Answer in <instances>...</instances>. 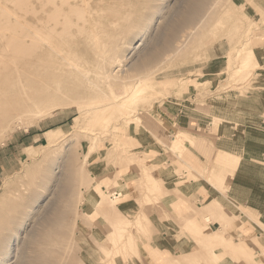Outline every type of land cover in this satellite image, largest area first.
I'll return each mask as SVG.
<instances>
[{"label":"rangeland","instance_id":"1","mask_svg":"<svg viewBox=\"0 0 264 264\" xmlns=\"http://www.w3.org/2000/svg\"><path fill=\"white\" fill-rule=\"evenodd\" d=\"M163 1L157 6L154 2L148 3V7L142 9L150 12L152 18L146 19V23L141 19L139 25L148 24L150 30L133 57L130 58L128 53L127 65H137L131 73L133 77L150 75L160 84L164 80L170 83L177 79L180 82L175 89L168 88L162 96L141 101L143 106L139 102L138 108L142 112L140 128L131 126L128 134L120 129L117 137L107 139L110 141L100 140L96 152L84 163L83 159L89 153L87 134L96 130L79 131L75 121L79 113L73 106L56 110L46 118L41 115L27 118L22 124L13 121L14 124L8 126L7 121H0V151L6 152V164L14 170L0 189V241L11 234V241L4 251L9 255L5 264L102 263L105 253L101 250L109 245L107 238L112 230L108 219L116 220L121 214L119 212L133 219L131 231L136 236L140 254L129 248L130 253L125 251V255H118L115 264H159L154 254L151 256L153 261L147 257L145 249L151 251L147 244L154 241L156 233L160 238L173 235L168 228L170 222L180 227L175 237L187 243L184 251L192 250L194 254L177 256L173 253L171 257L168 254L162 264H221V255L217 253L220 248L232 255L238 264H264V245L259 242L264 241V0H225L218 3L215 7L218 13L224 7L229 9L224 28L214 29L218 19L217 15L214 16L208 26L201 29V34L197 33L186 41L185 49L168 57L158 44L164 42L165 32L176 20V10L181 3L179 0ZM4 4L6 10L14 6L13 1L4 0ZM11 26L14 24L0 23L2 39L11 34ZM250 27L253 29L248 32ZM181 30H178V37L183 34ZM138 37L134 39L133 46L138 44L141 36ZM242 38L245 47L236 57L234 48ZM157 48L162 50L157 56H161L163 61L158 58L140 63L143 57ZM14 56L12 48L4 47V43L0 45V73L3 67L2 74L5 75L6 67L3 65L11 63ZM238 68L242 69L236 73ZM186 79L187 82H182ZM0 80V97L6 98L5 88L1 92L3 79ZM167 105L169 109L165 107ZM86 123L84 120L83 125ZM93 123L90 128H93ZM57 127L65 132L59 144L53 148L44 147L48 144L46 132ZM178 129L188 140L184 148L176 142L179 138L174 140L173 137ZM157 135L163 141L157 139ZM141 136H144L143 141H139ZM153 142L166 154L162 165L151 164L157 155L149 150ZM172 143L179 144L178 150L171 148ZM29 145L33 146L23 149ZM135 156L137 161L134 162L130 158ZM2 159L3 156L0 157ZM101 161L108 171H98ZM145 166L153 171L156 184L162 181V187L161 168L168 170L169 177L178 178L179 184L197 182L202 186L203 198L196 196L193 208H189L187 201L180 196L175 204L179 214L172 216L162 203L165 197L175 192L148 191L147 183H152L143 172ZM212 171L213 177L216 175L213 180L212 175L206 176ZM105 172L106 177L101 178ZM219 177L228 181L222 183L223 179ZM95 185L101 187V193ZM78 186L84 190L79 191ZM63 187L68 189L65 198L61 196ZM114 190L121 193V196L118 193L119 204L115 208H107L98 202L103 192L111 194ZM147 191L152 197L149 200L144 199ZM175 191L179 193V190ZM212 195L215 197L208 202ZM142 202L149 218L143 214L136 216L143 208ZM107 210L111 212L108 219L103 216ZM57 212V220L46 223L47 217L52 219ZM223 215L228 217L227 221L221 219ZM205 216H216L217 222L213 219L208 222ZM146 224L149 226L140 230ZM96 244L102 246L101 250ZM155 254L158 259L163 255Z\"/></svg>","mask_w":264,"mask_h":264},{"label":"bare ground","instance_id":"2","mask_svg":"<svg viewBox=\"0 0 264 264\" xmlns=\"http://www.w3.org/2000/svg\"><path fill=\"white\" fill-rule=\"evenodd\" d=\"M8 1L14 2V6L10 10H6L4 0H0V23L4 22V24L6 25L14 24V26H11L12 29L9 36H7L5 39H2V36L0 37V45H2L3 43L4 47L8 45L15 51V56L11 63L3 65L6 67L5 75L2 74L4 68L1 67L2 71L0 74L3 75H0V77L3 79L1 92L3 90L2 88H5L6 98L3 96L0 97V121H7L8 126H10L14 124L13 121H18V123H21L27 118L30 119L31 117H38L40 115L42 118H46L47 116L53 114L56 110L58 111L62 110L63 107L67 108L73 106V108H75L79 113V116L75 117V121L78 125L77 127L79 128V131H83L84 129H91L93 131L96 130L95 133L87 134L90 142L89 153L88 155L85 154L86 156L83 159L84 163H87L88 158L91 156V154L96 152L95 149L96 146L99 145L100 140L106 141L109 138L117 137L118 133H120V129H123L127 133L130 129L129 127L131 126L136 127V129L141 127L142 123L140 114L142 112H140V109L138 108L139 102L146 99H148L149 101V98L152 99L153 96H162L166 93V91H168V88L171 87L175 89V87L180 82H177V79L174 82L171 81L170 83L164 80V82L160 84L150 75L143 76L142 74V76L138 74L139 76H135V78L131 73L135 69L136 64H131L129 66L127 65L128 53H130V58L133 57L132 55L137 52L136 50L142 47L141 45L144 44V40L146 38L144 36L147 34L148 30H150L148 24L141 23L142 25H139L141 19H144L145 21L148 18H152V14L150 12L142 11V9L144 7H148V3L150 5V3L154 2L155 6H157V4H159L163 0ZM179 1L181 3V7L176 10L177 18L174 23L171 22V24H169L167 31L165 32V40L163 38L164 42H162V44H158V47H160L165 52V56L167 57L183 49L186 41L193 37L195 34H201V29L205 26L207 27L208 23L211 22L214 16L217 15L218 18L214 23L215 30L219 29L220 27L224 28L223 26L229 17L228 8L226 9L224 7V9H221L219 13L215 9L218 3H224L225 0ZM150 8L152 7L149 6V9ZM155 8L157 9L158 7ZM159 9L160 6L158 10ZM159 16L161 17V13ZM181 28H183V30H181ZM252 29L253 28L251 27L248 28V32ZM178 30L183 31V34L181 33L180 37L177 36ZM225 30L223 29V31ZM213 33L215 34L216 32ZM138 36H141V38L138 41V44L133 46L132 43ZM223 38H225V35H223ZM244 41L242 38V40H240V43L235 46L234 56L237 57L241 54V52L243 51V46L245 47V44H243ZM160 48L155 49L154 51L150 52V54L143 57L140 63L144 64L146 62L158 59L159 55L157 56V54L162 52ZM128 50L129 52H127ZM198 56L196 55V57ZM229 58L231 61L232 56H230ZM158 60H160L161 62L164 59H162L160 56ZM138 62L139 61L137 60V63ZM240 69L242 68H238L236 70V73H239ZM154 73L155 72H153L152 74L154 75ZM184 81L187 82V79L182 80V82ZM182 86L184 87V85ZM176 92L179 91L176 90ZM3 98L5 99L3 100ZM71 102L72 104H70ZM140 105L143 106V102H141ZM157 108L156 110H158ZM84 120H86L87 122L85 125H83ZM92 121L94 122L93 128H90V124ZM190 121L192 120L190 119ZM46 133L48 144L44 147L49 146L53 148L54 146L59 144V140L65 132L61 127H57L47 131ZM103 134L104 136H102ZM143 137L144 136L140 137L141 141H143ZM156 137L157 139L163 141L161 138H158V135ZM173 137L174 140L179 138V140H177L176 142L181 144L183 148L185 147L188 140L185 137H182L181 130L176 132ZM159 140L158 142H160ZM66 142H68V140L65 141V143ZM178 143H172L171 148H173V150H178ZM177 144L178 146H175ZM128 151L130 152V150ZM69 154L71 155V153ZM130 159H132L134 162L137 161L135 160L136 156L131 157ZM209 168L210 167H208V169ZM142 169L145 176H147V179L152 183H147L146 188L148 189V191L159 190L160 192H162L167 189V187L164 188L160 186L162 181L159 182V184H156L158 183L157 179L153 175L154 173L150 170L149 167H143ZM211 169L212 168H210V170ZM212 173L214 172L212 171L211 174L209 172V175H207V173L206 176L208 177L212 175L211 179L215 178L216 175L215 177H213ZM220 179L222 180L223 178L221 177ZM206 180L208 179L206 178ZM69 181L70 180H68V182ZM227 181L228 179L225 178L222 180V183ZM220 182L218 181V183ZM153 183H155L154 187ZM222 183H220V185H222ZM79 186L78 188H80ZM88 187H90V185ZM95 187L97 191L101 193L99 191L101 187L96 185ZM62 189L63 190L61 191V196L65 198L67 197L68 189L65 187H63ZM81 190H84V188L82 187L79 189V191ZM148 191L144 193V199L149 200L152 197ZM169 191H167V193H169ZM103 193L101 198L98 200L100 204H103V206L107 208H115V206L119 204L117 200L119 196H121V193L115 190L111 194H108L109 192ZM113 195L114 197L112 198ZM78 201L80 202L79 199ZM141 205L143 206V208L137 212L136 216L140 214L147 215L146 211H144V203L142 202ZM118 212L119 210L114 213L116 214ZM110 213L111 212L107 210L104 212L103 216L108 219L111 215ZM119 213L121 214L120 216H118V218L116 217V220H112V218V221H110L108 219L110 226L112 227V230L107 238V241H109V245L107 244L108 246H103L101 250L100 248L102 246L99 247V245L96 244L99 249L105 253L103 262L99 264H115L116 262L114 261H117L116 258L118 255H121L122 253V255H125V251L127 254L130 253L129 248H131L132 251L134 250V252L136 253L139 252L140 254V248L137 243L136 236L131 231L133 219H130L122 212ZM215 217L216 216H205L204 218L208 222H210L212 219L216 221ZM57 218L58 212L55 213V216L52 219H49L47 217L46 223H48V221H52V223H54ZM179 219H181V217ZM221 219L223 221H227L228 217L226 215H223L221 216ZM148 226L149 224H146V226L140 228V230H144ZM183 228L181 227V229ZM148 232L151 231L149 230ZM201 232L203 233L204 231ZM10 238L11 234L7 235L5 240L0 241V264H5V260L7 256H9L8 253L4 251L9 243L8 241L10 240ZM188 256L187 258H190ZM141 257L143 258V256ZM186 259H184L183 261H185ZM82 264L84 263L82 262Z\"/></svg>","mask_w":264,"mask_h":264},{"label":"crops","instance_id":"3","mask_svg":"<svg viewBox=\"0 0 264 264\" xmlns=\"http://www.w3.org/2000/svg\"><path fill=\"white\" fill-rule=\"evenodd\" d=\"M166 107H168V105ZM168 109H169V107H168ZM139 141H141V140H139ZM152 144H154V145L151 148H149V150H150V152H155L157 155H156V157H154L152 159L151 164L162 165V163L163 162L165 163V161H166V154H165V152H163V150L156 143L153 142ZM31 146H33V145L26 146L23 149L29 148ZM4 155H6V152L4 150H1L0 151V157L3 156V159H2V161L0 160V189H1L3 182L5 181L6 177L8 176V174L12 173L14 171V170L9 169V166L6 164V160H5L6 157ZM101 162L102 163L99 164L100 166H98V171L101 173H103V171H108L109 170L108 167L104 166L105 163L103 161H101ZM168 173L169 172L167 169H165V168L160 169V175L164 181V188L167 187V189H168V190L167 189H165V190L169 191L172 189L171 191H175L177 189V190H179V193L175 192V193H172L170 196L165 197L164 203H162V204L165 207V209L167 210V212H169V214H171L175 217V215L178 216V214H179V210L176 208L175 204H177V202L179 201L180 196H183V198L187 201V203L189 204V208H193L192 204L195 202L196 196L203 198L204 195L202 194V189H201L202 186L197 184V182L190 181L187 183L179 184V182H180L179 179L176 178L175 176L169 177ZM106 175H107L106 172L104 174H101V176H102L101 178L106 177ZM213 197H215V196L212 195V197L210 199L208 198V202L212 201ZM181 212H184V211H181ZM186 212H188V211H186ZM168 226H169L168 228H171V232L173 233V235L160 238L156 233V235L154 236V239H153L154 241H151L150 243L147 244L148 247H150L151 251L149 252V250L145 249L147 257H149L151 259V261H153L151 256L154 254L153 256L155 259L157 258V260H159V262H160L159 264H162V261L165 260V258H167L168 254H169V257H171V255L173 256L174 255L173 253H176L177 256L178 255L181 256L183 254L184 255H186V254L187 255H193L194 254V252H192V250L191 251H189V250L184 251V249L187 246V243L185 241L182 242L183 240H179L175 237V236H177V233L179 232V228H180L179 225L174 223V222H170ZM259 242H261L264 245V241H259ZM189 243H190V241H189ZM192 246H194V245H192ZM154 252L163 254V255H160L163 257V259H162V257H161V259H158V257L155 256L156 254ZM217 253L221 255V261H220L221 264H238V262L236 261V259L232 255L226 254L225 249L220 248V250H218ZM263 263H264V259H263Z\"/></svg>","mask_w":264,"mask_h":264}]
</instances>
